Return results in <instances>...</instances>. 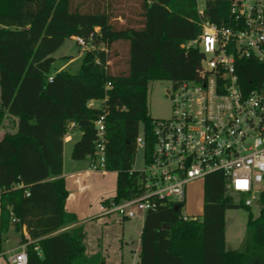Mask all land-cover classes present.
<instances>
[{"label": "trees", "instance_id": "trees-1", "mask_svg": "<svg viewBox=\"0 0 264 264\" xmlns=\"http://www.w3.org/2000/svg\"><path fill=\"white\" fill-rule=\"evenodd\" d=\"M234 1L204 0L200 12L198 0H101L102 8L91 11L75 0H0V233L25 228L28 264H106L86 254L82 227L67 229L78 220L65 208V137L81 132L72 159L97 164L95 122L106 115L104 169L118 174L112 201L140 196L141 176L130 172L141 133L146 154L153 149L150 85L195 78L201 51L182 46L200 35L202 21L232 27ZM120 4L132 6V13L118 14ZM72 37L89 40L95 49L83 54L76 74L61 71L50 82L37 65ZM121 42L127 46L126 69L114 71L110 61ZM259 67L245 62V88L260 82ZM92 100L99 106L90 108ZM260 201L254 217L244 199L236 204L227 194L222 174L208 175L201 217L185 221L182 208L174 211L171 204L146 212L139 264H264V192ZM239 208L248 212L245 249L227 250L225 215Z\"/></svg>", "mask_w": 264, "mask_h": 264}, {"label": "built area", "instance_id": "built-area-1", "mask_svg": "<svg viewBox=\"0 0 264 264\" xmlns=\"http://www.w3.org/2000/svg\"><path fill=\"white\" fill-rule=\"evenodd\" d=\"M231 14L232 27L202 21L200 35L182 46L201 51L196 77L174 82L167 91L173 114L155 122L152 152L146 154L142 133L136 139L145 168L130 174L141 176V195L120 203L104 202V215L134 219L138 212L155 210L159 204L182 208L187 185L214 173L224 177L227 194H239L246 206L260 200L264 192V0H235ZM75 41L83 50L95 49L89 40L75 37ZM245 62L260 65L261 80L252 88L242 84ZM48 80L52 82L53 76ZM88 106L97 107L99 102L92 100ZM105 120L103 115L95 122L99 161L92 164V171L104 169ZM8 262L28 264L26 244L10 252Z\"/></svg>", "mask_w": 264, "mask_h": 264}, {"label": "rangeland", "instance_id": "rangeland-1", "mask_svg": "<svg viewBox=\"0 0 264 264\" xmlns=\"http://www.w3.org/2000/svg\"><path fill=\"white\" fill-rule=\"evenodd\" d=\"M101 0H75V5L83 8L84 11H91L100 7ZM205 2L204 0H198V9L201 12L204 9ZM102 8V5L101 7ZM118 14H130L132 13V6L126 4H120L118 7ZM130 16V15H128ZM120 24H124V21L120 19ZM93 50H83L75 41V37L68 39L65 41L63 46L52 56L55 59V62L52 64L49 75L52 76L54 73L61 72V68L64 67L62 71H67L71 74H76L81 66V58L83 54L87 52H91ZM114 54H118V58L113 56V59L110 61V64L114 67L112 70H125L126 69V58H127V46L125 43L121 42L117 44L116 51ZM118 65L115 67L113 64ZM114 70V71H115ZM172 87L171 82L163 81V82H154L150 85L149 88V97H148V112L149 115L156 121L158 120H168L172 117L173 114V106L170 97L167 94V91ZM10 126V122L8 120L5 121V128ZM5 130H1L0 136L4 133ZM79 132V131H78ZM78 132L76 134H78ZM81 133V132H80ZM77 136V135H76ZM65 154H67L68 160L71 161L69 146L66 147ZM63 154V155H65ZM143 150L138 149L135 163L133 165V169L136 171H142L145 168ZM83 161V160H80ZM79 161V162H80ZM91 163L90 160H87ZM89 165V163H85ZM92 166V164H91ZM91 168V167H90ZM92 170V169H91ZM95 172L94 175L90 176L87 180L92 182V188L95 189L93 193L94 199H98L100 197V190L104 192V195L107 199L114 198V196H110L111 192L115 193L116 189V173L111 171H106L103 168H100L99 171ZM103 172H107L106 175ZM90 191V190H89ZM89 193V192H87ZM104 197V198H105ZM232 200L236 204H241L243 199L239 194H232ZM263 207L262 202L255 201L251 206H249L251 212L254 217H258L261 209ZM204 209V180L200 179L194 182H191L187 185L186 188V199L185 203L182 207L181 213L182 216H188L192 218H199L203 214ZM139 215H144V212H138ZM113 216H118L117 214H112ZM226 226H225V241H226V249L227 250H244L245 249V241L248 237L247 231V221H248V212L243 209H232L227 210L226 215ZM133 220V219H131ZM122 228V227H121ZM12 237L9 239L10 241L7 243L6 241L9 238L8 232L5 236L4 233H0V244L4 248L12 249L17 245L14 241L20 239V233L16 231H12ZM16 239V240H15ZM127 240L130 242H134V245L137 246L139 241V235L134 230V232L128 235L127 232ZM17 252V251H15ZM128 259V258H127ZM124 264H136L133 263L132 255L130 259Z\"/></svg>", "mask_w": 264, "mask_h": 264}, {"label": "crops", "instance_id": "crops-1", "mask_svg": "<svg viewBox=\"0 0 264 264\" xmlns=\"http://www.w3.org/2000/svg\"><path fill=\"white\" fill-rule=\"evenodd\" d=\"M82 58V56H80ZM64 67L60 70L62 71ZM60 72V71H58ZM56 73L52 74L55 75ZM78 131L72 132L65 137L64 153L66 147L69 146L70 160L67 158V154L63 155V174L65 179L66 188L69 191V197L66 201V211L72 213L77 217L78 222L67 229L75 227H82L84 230V243L86 246V254L88 256H99L106 264H124L130 259L132 255L133 263L139 264V256L141 251V234L145 222L146 213L144 215L137 214V217L133 220L123 219L119 216L104 215L101 207L107 200L113 198H106L104 192L100 190V197L94 199L92 188V182L87 180L95 172L91 170V164L87 160L76 161L72 159V150L74 144L81 138L82 133ZM77 135V136H76ZM89 163V165L85 164ZM107 172H103L106 175ZM116 177H117V172ZM117 182V178H116ZM90 190V191H89ZM89 192V193H87ZM116 192V189H115ZM116 193H112L110 196H115ZM105 197V198H104ZM122 227V228H121ZM134 230L139 235V241L137 246L134 242L127 240L128 235ZM12 231H16L14 227H11L8 232L9 238L12 237ZM7 232V233H8ZM20 233V239L14 241L17 243L12 249L4 248L0 244V264H9L8 254L12 251H19L23 244L22 238L29 239L25 228L22 231H16ZM5 234L8 235V234ZM16 240V239H15ZM128 258V259H127Z\"/></svg>", "mask_w": 264, "mask_h": 264}, {"label": "water", "instance_id": "water-1", "mask_svg": "<svg viewBox=\"0 0 264 264\" xmlns=\"http://www.w3.org/2000/svg\"><path fill=\"white\" fill-rule=\"evenodd\" d=\"M55 62V59L50 57L48 59H46L45 61H43L42 63L37 65V68L42 71L43 73L47 74L50 71V68L52 66V64ZM174 211H178L180 209V205H174L173 206ZM164 229L168 230L169 226H163Z\"/></svg>", "mask_w": 264, "mask_h": 264}]
</instances>
